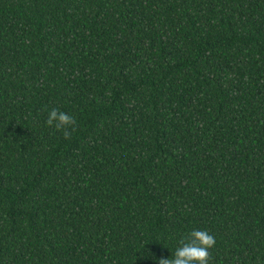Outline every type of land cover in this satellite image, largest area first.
I'll return each mask as SVG.
<instances>
[{
  "label": "trees",
  "instance_id": "1",
  "mask_svg": "<svg viewBox=\"0 0 264 264\" xmlns=\"http://www.w3.org/2000/svg\"><path fill=\"white\" fill-rule=\"evenodd\" d=\"M193 230L264 264V0H0V264H159Z\"/></svg>",
  "mask_w": 264,
  "mask_h": 264
},
{
  "label": "clouds",
  "instance_id": "2",
  "mask_svg": "<svg viewBox=\"0 0 264 264\" xmlns=\"http://www.w3.org/2000/svg\"><path fill=\"white\" fill-rule=\"evenodd\" d=\"M46 124L62 132L65 139H70L76 130L75 118L58 108L49 111ZM215 244V237L207 230H193L179 241L180 247L175 250L173 258H160L159 264H210V250Z\"/></svg>",
  "mask_w": 264,
  "mask_h": 264
}]
</instances>
